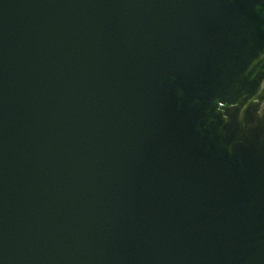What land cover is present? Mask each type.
Returning a JSON list of instances; mask_svg holds the SVG:
<instances>
[{
	"label": "water",
	"instance_id": "1",
	"mask_svg": "<svg viewBox=\"0 0 264 264\" xmlns=\"http://www.w3.org/2000/svg\"><path fill=\"white\" fill-rule=\"evenodd\" d=\"M0 264H264V0H0Z\"/></svg>",
	"mask_w": 264,
	"mask_h": 264
}]
</instances>
